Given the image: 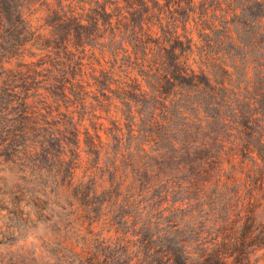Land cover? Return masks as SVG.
<instances>
[{
	"label": "rangeland",
	"instance_id": "obj_1",
	"mask_svg": "<svg viewBox=\"0 0 264 264\" xmlns=\"http://www.w3.org/2000/svg\"><path fill=\"white\" fill-rule=\"evenodd\" d=\"M69 1H62L61 13L40 5L38 19H59L73 9L81 15L80 25L74 28L80 41L68 48V55L74 57L75 67L82 64L83 69L97 71L102 80L88 87L87 111L78 113L84 115L87 124L101 128L102 145L92 153L85 135L65 133L58 137V130H50L46 137L60 155L53 152L46 157L41 151L21 152L19 145L4 139L0 131V264H264V183L256 187L245 184V175L253 170L249 158L254 154H239L237 160L242 163L233 167L222 162V169H216L215 176L224 180L234 174L237 182L228 180L225 187L214 182L203 187L201 183L190 188L184 176L191 174L192 167L181 161L195 154L176 150L167 137L161 139L159 151L148 150L146 161L155 166L154 172L143 176V170L139 180H132L129 168L122 163V150L130 143L135 146L143 137L133 139L124 130L110 129L114 122L123 125V114L127 116L130 106L135 116L129 120L141 128L149 118L152 95L125 103L124 110L118 99L112 98L109 104L113 95L109 92V38L113 32L109 18L126 23L133 7L114 0H75L73 5ZM143 3L136 4L139 12L134 10L132 18L146 10ZM259 10L260 5L246 4L241 25L248 28L245 36L253 30L255 23L251 26L249 22ZM67 27L48 26L45 40L51 41L52 32L61 37ZM36 51L38 58L46 55ZM101 61H106L103 66ZM101 69L105 76L98 72ZM129 75L144 84L135 70ZM111 87L115 89L113 84ZM186 114L195 125L176 132L180 141L175 145L186 148L191 140L208 142L212 137L209 151L213 156L221 154L218 149L228 128L223 120L228 118L238 125L236 119L202 108H190ZM210 114H215L211 121L207 119ZM4 117L10 121L8 126L17 125L13 114H0V120ZM174 121L182 124L184 117ZM200 123L202 132L197 131ZM254 133L243 139L258 146L260 134ZM218 136L221 139L216 141ZM28 137L34 140L35 135L30 132ZM149 144L154 146V142ZM144 147L149 148L147 144ZM221 157L227 155L222 153ZM249 202L252 209L253 204H259L257 211L249 213L256 214L251 226L242 210V204L247 207ZM233 246H245L248 261H239Z\"/></svg>",
	"mask_w": 264,
	"mask_h": 264
},
{
	"label": "trees",
	"instance_id": "obj_2",
	"mask_svg": "<svg viewBox=\"0 0 264 264\" xmlns=\"http://www.w3.org/2000/svg\"><path fill=\"white\" fill-rule=\"evenodd\" d=\"M62 1L0 0V114H13L17 123L8 126L10 121L4 117L0 120V131L4 139L19 145L21 152L41 151L46 157L53 152L60 155L58 147L46 137L50 130H58V137L65 133L85 135L88 138L85 144L92 153H97V148L102 145L101 128L87 124L84 115L78 114L79 110L87 111V97L91 92L88 87L101 84L102 80L96 75L97 71L83 69L82 64L75 67L74 57L68 55V48L80 41L74 28L80 25L81 15L73 9L59 19H38L40 5L61 13ZM74 1L69 4L73 5ZM114 1L133 9L128 11L130 18L126 23L109 18V28L113 31L109 38V92L113 94L109 104H112V98L118 99L124 110L125 103L146 100L144 94H151L153 103L149 118L141 128L129 120V116L134 115L130 106L127 116L123 114V125L114 122L110 129L114 132L124 130V134L133 139L143 137L135 146L130 143L122 150V163L129 168L132 180H139L143 170V176L154 172L155 166L146 161L148 150L159 151L161 139L168 137L176 150L195 154L181 161L192 167L191 174L184 176L190 188L201 183L203 187L211 182L225 187L228 180L237 182L234 174L222 180L221 176H215V171L222 169V162L233 167L242 163L238 162L237 156L244 153L254 154L249 158L253 170L249 169L252 173L245 175V184L262 185L264 0H149L148 5L143 0ZM138 2H142L146 10L132 18L134 10L139 12ZM246 4L260 5V10L252 16L249 23L255 25L245 36L248 28L241 25ZM63 24L68 27L61 37L52 32L51 41L47 42L44 31L48 26L62 27ZM112 24L117 26L112 27ZM41 41L44 43L40 47ZM37 42H40L39 46H36ZM55 47L61 50H55ZM35 49L46 55L38 58L39 52ZM102 62L106 61L100 62L103 66ZM131 70H135L144 84L129 75ZM98 72L105 76L102 69ZM190 108L221 111L236 119L238 125L225 118L226 138H216L222 143L218 150L227 158L211 154L212 137L208 142L191 140L186 148L175 145L180 141L176 132L195 125L191 123L192 117L186 114ZM90 115L95 116L94 113ZM175 117H184V123H176ZM214 117L215 114H210L207 119L211 121ZM203 129V123H200L197 131ZM254 131L260 134L258 146L243 139L244 135L253 136ZM30 132L35 135L34 140L28 137ZM150 141L154 146L149 144ZM146 144L149 148L144 147ZM50 146L53 147L51 152ZM70 172L73 175L71 168ZM251 206V202L247 207L242 204L246 219L251 222L249 226L254 222V216L256 218V214L249 216V213L257 211L259 204H253V209ZM233 247L232 252L239 261H248L247 252L243 250H246L245 246Z\"/></svg>",
	"mask_w": 264,
	"mask_h": 264
}]
</instances>
